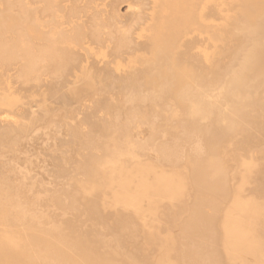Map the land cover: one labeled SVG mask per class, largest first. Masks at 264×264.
Listing matches in <instances>:
<instances>
[{"label": "bare ground", "instance_id": "bare-ground-1", "mask_svg": "<svg viewBox=\"0 0 264 264\" xmlns=\"http://www.w3.org/2000/svg\"><path fill=\"white\" fill-rule=\"evenodd\" d=\"M124 1L0 0V264H264V0Z\"/></svg>", "mask_w": 264, "mask_h": 264}, {"label": "rangeland", "instance_id": "rangeland-1", "mask_svg": "<svg viewBox=\"0 0 264 264\" xmlns=\"http://www.w3.org/2000/svg\"><path fill=\"white\" fill-rule=\"evenodd\" d=\"M115 1V3L114 2H112L113 3V5L114 6H118L119 8H120V12H121V14H122V16H121V18H124L125 17V15L127 16L129 13H128V9H127V7H126V2L127 1H124V0H114ZM120 4V5H119ZM122 6V7H121ZM122 8V9H121ZM125 9V10H124ZM127 9V10H126ZM126 12V13H125ZM133 20H136V18H134ZM134 22V21H133Z\"/></svg>", "mask_w": 264, "mask_h": 264}]
</instances>
